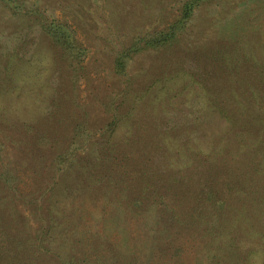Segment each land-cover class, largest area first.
I'll list each match as a JSON object with an SVG mask.
<instances>
[{"label":"rangeland","instance_id":"rangeland-1","mask_svg":"<svg viewBox=\"0 0 264 264\" xmlns=\"http://www.w3.org/2000/svg\"><path fill=\"white\" fill-rule=\"evenodd\" d=\"M14 1L0 0V173L16 180H0V264H264V104L231 100L264 65V0L201 4L124 75L118 54L187 0ZM41 20L71 27L82 69Z\"/></svg>","mask_w":264,"mask_h":264},{"label":"trees","instance_id":"trees-1","mask_svg":"<svg viewBox=\"0 0 264 264\" xmlns=\"http://www.w3.org/2000/svg\"><path fill=\"white\" fill-rule=\"evenodd\" d=\"M3 2H7L8 4H12L9 0H1ZM212 0H187L181 7L180 14L177 19L172 22L166 29L155 32L153 34L136 37L130 46L125 48L121 53L118 54L115 60V73L117 75L126 74V70L130 61L137 55L146 53L148 51H156L161 49H166L168 47L173 46L178 42L179 37L186 31L195 10L204 3H209ZM15 3L11 5V9L14 13L18 14L21 12V1H14ZM40 26L46 33L47 37L51 40L52 44L59 50L62 59L70 61L76 64V69H82V64L86 58L87 50L86 48L77 40L75 34L71 27L66 23L61 22H45L40 21ZM255 59H258L257 57ZM258 71V72H257ZM257 72V73H256ZM247 75L250 76V80L252 79V75L258 77L254 80H251V83H246V88L244 91L247 92L245 95H238L235 92L231 95L232 102L236 106L242 105L243 102L246 105L245 108L247 112L252 111L253 115H259L258 111H255L254 108L256 104H264V65L259 66L258 69L249 68ZM239 89L241 86H236ZM243 88V87H241ZM233 89V87L231 88ZM243 104V106H244ZM250 111H249V109ZM230 116V115H229ZM115 121L109 124V127L114 125ZM251 127V122L249 121V128ZM231 134H235V129H232ZM86 129L82 126L77 127L75 133L72 135L70 139V144L65 148L62 154H60L55 162V171L56 173L65 170V166L67 163L70 166L74 165V162L77 161L79 156V148L81 147L80 141L82 138L86 136ZM245 136H247L245 134ZM258 135H255L256 140ZM85 139H83V142ZM253 140H251L250 145L252 146ZM240 145V144H239ZM257 145V143H256ZM243 146V145H242ZM4 149L3 142L0 140V154ZM245 149H241L240 146L235 148L236 152H242ZM216 165V164H215ZM214 165V166H215ZM190 168V167H189ZM0 180H2L7 187H11L14 185L15 177L13 173L5 170V175L0 173ZM220 197H217L218 199ZM227 202L224 199L216 200L215 206L221 210H224ZM18 244V245H17ZM20 241L14 242V244L10 245L11 247H16L17 250L19 248ZM7 261L10 262V259L6 258ZM64 264H73L71 260H67Z\"/></svg>","mask_w":264,"mask_h":264}]
</instances>
